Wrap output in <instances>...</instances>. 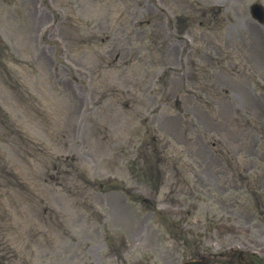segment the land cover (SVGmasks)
Wrapping results in <instances>:
<instances>
[{
	"label": "rangeland",
	"instance_id": "374dc122",
	"mask_svg": "<svg viewBox=\"0 0 264 264\" xmlns=\"http://www.w3.org/2000/svg\"><path fill=\"white\" fill-rule=\"evenodd\" d=\"M36 1L17 0L5 6L9 24L23 27L24 44L20 35L9 36L12 28L0 12V28L6 34H0L1 43L7 44L9 38L8 45L17 46L1 61L11 86L6 102L10 105L9 121L5 124L0 118L2 263L182 264L198 253L208 255L228 246L255 249L264 257V164L254 167L248 177L229 170L227 157L243 170L249 161L240 157L239 128L229 122L235 115L226 111L215 123L211 121L212 126L203 117V124L195 121L192 131L193 120L184 116L185 132L180 133V139L190 140L185 146L174 137L175 130L167 132L159 123H150L147 141L142 139L144 147L134 156L126 150L127 134L119 124L115 127L114 112L109 115L105 103L113 95L111 82L117 81L120 73L121 82L127 80L126 87H132L130 79L135 74L144 76V70L123 68L124 61L130 55H143L153 44L171 45L169 57L176 65L177 56L178 60L186 56L188 65L209 64L199 56L224 48L225 53L243 60L247 53L238 47L243 39L231 27L237 18L249 21L243 13L246 0H228L230 6L226 0H54L63 18L55 19L52 27V15L47 9L38 10ZM255 1L264 4V0H247L248 4ZM15 14L19 22L13 19ZM165 16H179L169 32L163 25ZM147 18L151 26L136 27ZM252 23L248 22V29L256 26V36L264 40L259 25ZM179 29L188 32L189 43L177 37ZM122 52L111 66L116 54ZM218 60L226 64L223 55L217 56ZM4 78L0 71V84ZM52 91L72 99L76 111L86 103V97L104 106L99 144L72 148V139L92 134L89 124L95 115L74 130L63 126L53 108L54 99L49 97ZM246 117L253 132L264 136L260 110L256 116L248 113ZM18 127L23 134L20 147L24 158L14 144ZM7 139L15 146L5 143ZM261 141L264 143V138ZM107 151L121 172L115 190L100 192L97 185L84 182L80 165L88 164L96 171L95 158L103 160ZM59 154L72 158L59 161ZM145 156L146 162L142 161ZM19 172L40 173L43 179L29 180L28 176L19 181ZM158 172L162 183L151 185ZM17 198L27 200L21 207L24 214L17 210ZM81 202L87 205H78ZM222 223L227 227L220 226Z\"/></svg>",
	"mask_w": 264,
	"mask_h": 264
}]
</instances>
